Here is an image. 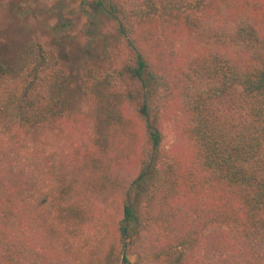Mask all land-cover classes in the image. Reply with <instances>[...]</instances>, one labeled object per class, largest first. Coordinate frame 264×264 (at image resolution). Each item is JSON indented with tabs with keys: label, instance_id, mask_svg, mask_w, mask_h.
<instances>
[{
	"label": "trees",
	"instance_id": "obj_1",
	"mask_svg": "<svg viewBox=\"0 0 264 264\" xmlns=\"http://www.w3.org/2000/svg\"><path fill=\"white\" fill-rule=\"evenodd\" d=\"M95 3L133 61L83 110L37 40L0 60V264H264V0Z\"/></svg>",
	"mask_w": 264,
	"mask_h": 264
},
{
	"label": "rangeland",
	"instance_id": "obj_2",
	"mask_svg": "<svg viewBox=\"0 0 264 264\" xmlns=\"http://www.w3.org/2000/svg\"><path fill=\"white\" fill-rule=\"evenodd\" d=\"M117 1L125 6L128 3ZM165 1L187 10L196 8L201 0ZM95 4V0H0V60L10 58L27 40H37L52 50L65 72L63 104L70 113L84 109L77 84L80 75L96 76L112 69L126 74L133 61L125 39L113 29V20ZM125 79L127 91L133 94ZM161 131L160 147L167 149L174 142V134L167 122H163ZM124 252L133 261L132 248Z\"/></svg>",
	"mask_w": 264,
	"mask_h": 264
}]
</instances>
